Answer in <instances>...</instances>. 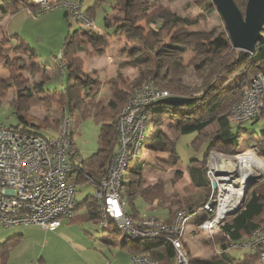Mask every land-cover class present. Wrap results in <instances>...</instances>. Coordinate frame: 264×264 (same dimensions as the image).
I'll return each instance as SVG.
<instances>
[{
  "label": "rangeland",
  "instance_id": "rangeland-1",
  "mask_svg": "<svg viewBox=\"0 0 264 264\" xmlns=\"http://www.w3.org/2000/svg\"><path fill=\"white\" fill-rule=\"evenodd\" d=\"M145 1L151 6L157 4V6L171 10L181 17H189L199 21V26L194 29H173L166 39L158 42V47L173 43L175 39L178 40V38L183 37V31L186 30L202 31L210 34L227 33L224 20L213 0ZM96 3H98L97 6ZM114 3L115 0H84L82 12H86L89 7L96 6L95 15L89 16L94 26L103 29L108 34H113L114 29L106 28L105 26L106 17L113 14L112 18L115 20L123 19V15L119 12L113 13ZM210 3H212V9L208 12L207 9ZM237 5L242 13L245 14L247 3L237 2ZM31 7H25L14 16L0 20V24H2L0 25V45L2 44L4 54L9 56V62L16 61L19 64H30L33 60L27 55L15 53L14 45L17 44V41L14 40L9 43L7 38H10V36L18 37L20 41L27 44L34 53L36 62L49 68V73L46 76H50V79L43 85V90L52 94L55 93L57 99H59L62 97L61 93L63 92L66 78L60 66L62 50L67 36L71 35L73 37L82 26L72 17H66L67 10L63 7L44 14H39L36 10L33 11ZM153 10L147 12L143 20L133 25L134 37L122 36L118 39H110L107 49H103L104 55L100 56L101 49L95 50L90 46L85 51L77 54V57L83 62L84 78L76 81L71 91L73 112L69 114V117L73 120L74 142L80 157L84 160H87L99 149V135L102 126L95 122L93 111L98 110L101 106H97L98 103L103 106L112 100V85L118 79V72H121L123 77L118 82V86L126 99L125 104L137 88L133 85L134 79L138 75L137 70L126 67L119 71V64L130 60L135 50L141 46V42L149 34L151 26L147 21V17ZM153 26L155 27L154 24ZM81 37L82 35L79 34L75 39L83 40ZM194 56L195 53L191 50L185 53L183 56L185 64L188 65V62ZM96 69L98 71H94ZM17 75L26 80L29 86L32 87L41 80L39 73L33 75L28 72H19ZM9 77L10 72L4 68V64L0 60V78L7 80ZM87 78L91 80V83L85 89L83 82ZM238 79V77L234 79L230 86H236ZM124 80L126 82H123ZM184 82L186 85L200 86L201 80L190 69L185 75ZM33 92L34 98H38L41 101L38 104L31 105L28 112L30 120L35 123L47 120L50 127L54 128V130L29 129L43 137L57 135L66 109L56 100L44 101L41 99L46 98L48 94L37 92L36 88L33 89ZM197 93L194 92L193 95H199ZM17 95H19L18 87L11 86L8 88L5 101L0 105V123L23 128L25 125L21 124L15 109L10 104L13 99L17 98ZM125 104L120 105L119 114ZM184 114L190 115L192 120L186 119L185 121L187 117ZM197 116L186 110L175 112L173 115L166 114L164 118L159 116L151 118L153 123L149 125L147 138L152 132L153 126L157 123L166 139L170 141V144H176L180 161L176 165L171 166L168 163L169 161H167L168 156L166 154L145 151L146 154L142 158L145 170L141 169L139 174L130 175L131 183L126 188H123L128 205H130L133 198H136L135 193H141L151 205L157 201L162 204H170L173 218L182 211L188 212V209L191 208V202L197 203L201 200L205 190L192 187L189 170L191 167L197 166L195 163L203 160L204 152L207 150V143L198 142V136L195 134L179 137L180 129H178V125L181 123L187 125L186 122H190L189 124L198 122ZM242 127L247 133L241 136L237 146L229 147L219 140L213 145L211 153H209L206 160V169L213 166L219 169V172H222V177L233 179L239 176L241 178L242 171H238L240 168L238 156L248 151L250 153L253 151L260 161H264V158L255 149L257 148L258 151L264 149V119L248 122ZM196 142L197 144L195 145ZM133 163H135L134 160H132L130 165H133ZM250 167L249 170L254 174L251 175L252 184L248 191L253 185L260 186L264 184V173L261 174L258 171L260 169L258 162ZM82 169H86V167L82 166ZM215 193L212 189L210 196ZM247 193L244 192V199H246ZM94 194L95 188L87 179L76 183V198L78 202L84 203L88 199L91 200L94 198ZM202 207L196 208L193 214L188 212L190 216L184 226L183 249L188 253L192 263L200 261L218 262L223 260L225 256L223 249L220 247L222 242L217 243L216 240L220 229L216 232L214 231L215 233L201 229V224L206 220L205 212L199 211ZM128 208L130 209V206ZM147 212L144 211L143 213L147 214ZM149 214L157 217L152 212ZM87 216L86 208L82 207L77 211L73 220L62 218L61 223L63 226L56 231L46 230L39 225H17L11 227L0 225V245L10 238L16 236L20 238L19 242L10 250L6 264H128L130 250L124 245L125 233L116 234L110 232V230H106L101 225V222L91 221ZM113 227L115 228L114 224L109 225V228ZM227 255L235 261H243L249 254L243 249L231 248ZM256 262L257 260L255 259V264Z\"/></svg>",
  "mask_w": 264,
  "mask_h": 264
},
{
  "label": "trees",
  "instance_id": "trees-1",
  "mask_svg": "<svg viewBox=\"0 0 264 264\" xmlns=\"http://www.w3.org/2000/svg\"><path fill=\"white\" fill-rule=\"evenodd\" d=\"M234 1L236 3H248V0ZM98 3H96V6ZM211 5L212 3L208 6V12L212 9ZM96 6L91 7L85 13L88 16L95 15ZM25 7H31L33 11L36 10L34 4L32 2L29 3V0H0V20L14 16ZM113 9V13L119 12L123 15V19L118 20L112 18L113 14L106 17L105 26L106 28H113V34H108L103 29H101V32H98L80 27L73 37L71 35L67 36L60 62L62 72L66 78L63 92L61 93L62 97L59 99H57L55 93L52 94L43 90V85L50 79V76H46L49 73V68L38 64L31 48L23 41H20L18 37L14 38L10 36V38H7V42L9 43L14 40L17 41V44L14 45L15 53H23L33 61L30 64H19L16 61L9 62V56L4 54L2 44L0 45V60H2L4 68L10 72L9 79L4 80L0 78V105L5 101L8 88L16 86L18 87L19 95L10 104L15 109V113L18 115L21 124L25 125L23 128H17L33 135L39 134H36L29 128L54 130V128L50 127L47 120L41 123H35L30 120L28 112L31 105L38 104L41 101L38 98H34L33 89L36 88L37 92L48 94L46 98H41L44 101L56 100L59 102L66 109L63 119L69 117V114L73 112L71 91L75 82L84 78L83 62L77 57L78 52L85 51L90 46L95 50L101 49L99 54L100 56L104 55L103 49H107L110 39H118L122 36L134 37L133 25L143 20L145 14L154 9L147 17V21L151 26L149 34L141 42V46L135 50L131 59L119 64V71L126 67L137 70L138 75L134 79L135 82L133 84L135 87H139L146 82H152L159 88L168 90L174 97L190 100L188 104L183 106H171L159 103L153 105L147 109L150 118L154 116L164 118L166 114L173 115L175 112L186 110L190 111L192 115H198V122L191 124H189L190 122H186L187 125H183L184 123L178 125V129H180L179 137L195 134L198 136V142L207 143V150L204 152L203 160L195 163L197 166L191 167L189 170L192 187L205 190V194H203L201 200L197 203L191 202V208L188 209V212L193 214L195 209L203 206L210 197L212 186L207 177L205 164L213 145L219 140L226 146L235 147L238 145L241 136L247 133L243 129V125H235L233 123L231 108L241 99L244 86L264 67V30L262 32L263 38L257 44L253 54L234 49L231 39L226 32L210 34L202 31L186 30L183 31V37L178 38V40L175 39L173 43L158 47V42L166 39L173 29H194L199 26V21L189 17H181L171 10L157 6V4L151 6L145 0H115ZM65 16L68 17L67 11ZM79 34L82 35L81 38L83 40L75 39ZM190 50L195 53V56L186 65L183 56ZM190 69L201 80L200 86L185 84L184 78ZM19 72H28L33 75L39 73L41 80L35 86H29L26 80L17 75ZM121 75V72H118V79L112 85V100L103 106L98 103L97 106H101L98 110L93 111L95 122L102 126L99 135L98 151L87 160L81 158L80 154L78 159H72L78 166V170L75 171L71 178V181L75 184L88 177L90 180L97 182L107 176V167L118 147L117 124L120 105H124L126 100L122 95V90L118 86V82L123 78ZM237 77L239 78L237 85L231 87L232 81ZM123 82H126V80ZM90 83L91 80L85 79L83 87L86 89ZM194 92H198L199 95H193ZM186 117L185 121L186 119L192 120L190 115H186ZM151 123H153V120H151ZM144 148L149 151L166 154L168 156L167 161H169L168 163L171 166L176 165L180 161L176 144H170V141L166 139L157 123L153 126L152 132H150L145 141ZM260 154L264 157V149L260 151ZM134 162L135 164L129 165L128 172L130 171V174L128 175V179H130L131 174L141 172L143 168L144 161L142 159H136ZM82 166H85L86 169H82ZM126 180L127 177L125 176L123 188L129 185ZM82 207L86 208L89 220L101 222L102 212L97 201H94V198L88 199L84 203L77 201L76 214ZM75 216L70 220H73ZM130 217L135 223L143 220V217H140L139 220L134 216L130 215ZM155 218L162 221L158 217ZM263 219L264 184L260 186L253 185L248 191L243 205L237 212L225 218L217 234V243L222 242L220 247L223 249L224 259L218 262L200 261L192 263L190 261V264H255L257 256L248 255L243 261H235L227 255L226 251L230 249L233 243L248 239L252 231L261 224ZM115 231L121 232L116 227ZM174 237L175 234L166 233L157 238L134 240L142 244L144 250L157 264H175L176 251L171 242V239ZM19 240V236H16L0 245L1 264L7 263L10 250Z\"/></svg>",
  "mask_w": 264,
  "mask_h": 264
},
{
  "label": "built area",
  "instance_id": "built-area-1",
  "mask_svg": "<svg viewBox=\"0 0 264 264\" xmlns=\"http://www.w3.org/2000/svg\"><path fill=\"white\" fill-rule=\"evenodd\" d=\"M83 1L30 0L39 14L63 7L68 17L84 29L101 32V28L95 27L91 18L82 12ZM169 97L172 94L168 90L152 82L137 87L120 111L118 147L108 165L107 176L97 182L87 179L95 188L94 199L100 205L101 225L105 229L113 223L131 239H152L173 233L175 237L171 242L176 251L175 264H190V258L183 249L184 226L190 216L188 212L177 214L171 224L146 215L141 222L135 223L126 211L127 200L123 191L130 163L146 154L143 148L151 123L147 109ZM231 119L235 125L264 119V67L244 86L242 98L231 110ZM73 135L71 117L62 120L59 132L51 138L0 123V225H39L54 231L60 227L62 218L75 216L76 184L69 176L78 170L72 159L79 158V151ZM252 154L256 157L253 151ZM256 160L260 166L264 164L263 160ZM218 170L213 166L207 169V177L216 193L199 210L213 213L212 218H206L201 224L202 230L210 232L220 229L225 218L243 205L246 185L251 177L242 171L241 178L228 179L222 177ZM230 248L243 249L249 255L257 256L256 264H264V219L248 239L235 242ZM131 264L157 263L147 253H140L132 256Z\"/></svg>",
  "mask_w": 264,
  "mask_h": 264
},
{
  "label": "water",
  "instance_id": "water-1",
  "mask_svg": "<svg viewBox=\"0 0 264 264\" xmlns=\"http://www.w3.org/2000/svg\"><path fill=\"white\" fill-rule=\"evenodd\" d=\"M213 3L224 20L233 47L239 51L253 53L263 38L264 0H248L245 14L234 0H213ZM189 102L187 98L172 96L160 100L159 104L183 106ZM251 184L252 178H249L245 193Z\"/></svg>",
  "mask_w": 264,
  "mask_h": 264
},
{
  "label": "crops",
  "instance_id": "crops-1",
  "mask_svg": "<svg viewBox=\"0 0 264 264\" xmlns=\"http://www.w3.org/2000/svg\"><path fill=\"white\" fill-rule=\"evenodd\" d=\"M91 7H89L87 10H89ZM2 25V24H0ZM94 71H98L97 69L94 70ZM144 151H149V150H146L144 148ZM135 164V163H133ZM142 170H145L144 169V166L142 168ZM153 170H157V169H153ZM140 172H137V174H139ZM130 174V171L127 172L126 174V177H127V184H130L131 181L130 179H128V175ZM135 174V172L133 173ZM132 176V174H131ZM133 196V194H132ZM135 196L136 198L130 202V205L127 204L126 206V211L129 215L131 216H134L135 218H137L138 220L140 219V217H143L144 215L146 216H151L149 213H154L155 216H157L158 218L162 219L163 222H166L167 224H170L174 218H172L173 216V211L171 210V205L170 204H162L160 202H155L153 203L152 205L149 203L148 200H146L141 193H135ZM157 200V199H156ZM130 206V209L128 208ZM139 206V207H138ZM145 209V210H143ZM144 211H148L147 214H144L143 212ZM146 213V212H145ZM172 220V221H171ZM71 223V222H69ZM63 226V224L61 223L60 227L58 229H60L61 227ZM108 229V231L110 230V232H114L116 234H118V232L115 231V228H106V230ZM57 230V229H56ZM54 230V231H56ZM124 245L127 246V248H129L130 250V259H129V263L128 264H131V259H132V256L135 255V254H140V253H147L142 244L137 242L136 240L134 239H131L129 238L128 236L125 235V241H124ZM230 250V249H229ZM228 250V251H229ZM226 251V253L228 252ZM148 254V253H147Z\"/></svg>",
  "mask_w": 264,
  "mask_h": 264
},
{
  "label": "bare ground",
  "instance_id": "bare-ground-1",
  "mask_svg": "<svg viewBox=\"0 0 264 264\" xmlns=\"http://www.w3.org/2000/svg\"><path fill=\"white\" fill-rule=\"evenodd\" d=\"M143 150H144V148H143ZM237 159L239 160V162H240V168L242 169V170H240V171H244V172H246L248 175H253L252 173H251V170H249V168H251L250 166H253L256 162H258L256 159V157L252 154V153H250L249 151L247 152V153H243L242 155H240V156H238L237 157ZM259 164V163H258ZM260 166V165H259ZM262 168V169H261ZM264 164H262L261 166H260V169L258 170L261 174L262 173H264ZM239 171V170H238ZM233 172V171H232ZM242 173V172H241ZM74 175V174H73ZM73 175H70L69 176V179L71 180V178H72V176ZM79 178V177H78ZM251 178V177H250ZM206 216L205 217H207V218H212L213 217V213L212 212H209V211H206L205 213H204Z\"/></svg>",
  "mask_w": 264,
  "mask_h": 264
},
{
  "label": "clouds",
  "instance_id": "clouds-1",
  "mask_svg": "<svg viewBox=\"0 0 264 264\" xmlns=\"http://www.w3.org/2000/svg\"><path fill=\"white\" fill-rule=\"evenodd\" d=\"M229 35V34H228ZM251 54H253V53H251ZM128 172V171H127ZM244 201H245V199H244ZM244 201H243V203H244ZM231 249V248H230Z\"/></svg>",
  "mask_w": 264,
  "mask_h": 264
}]
</instances>
